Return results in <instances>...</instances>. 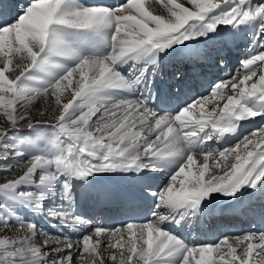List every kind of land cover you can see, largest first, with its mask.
<instances>
[{
	"label": "snow or ice",
	"instance_id": "6c2138e0",
	"mask_svg": "<svg viewBox=\"0 0 264 264\" xmlns=\"http://www.w3.org/2000/svg\"><path fill=\"white\" fill-rule=\"evenodd\" d=\"M172 58L215 71L206 94L161 86ZM246 196L264 222V0H0V264H264V230L185 236Z\"/></svg>",
	"mask_w": 264,
	"mask_h": 264
},
{
	"label": "bare ground",
	"instance_id": "6f19581e",
	"mask_svg": "<svg viewBox=\"0 0 264 264\" xmlns=\"http://www.w3.org/2000/svg\"><path fill=\"white\" fill-rule=\"evenodd\" d=\"M151 1V0H150ZM14 2V0H13ZM112 3L118 2V0H110ZM183 2V0H181ZM166 10L163 9V13ZM247 55V50L241 46L236 49L230 50V56H231V62L229 66V71H236L241 70V66L239 64V60L243 59ZM236 62V63H235ZM198 68V69H196ZM180 70L184 72L189 77V82L191 84V95H198V94H206L205 89L207 88V85L210 81L214 80L216 78V73L213 69H210L207 64H194V63H183L180 62L179 58H172L169 59L164 66L162 67L160 78H164L165 84L170 80L171 74L177 70ZM242 71V70H241ZM196 73H201V79L199 81V84L194 83L195 75ZM220 75H225L224 73H220ZM257 127L256 124L249 123L245 128L244 132L247 133L248 131H251L253 128ZM235 143L234 139H229L226 141H221L219 145H213V147H221V146H229ZM229 163H232L231 160H229ZM210 168H212V171L215 172L214 169V161H209ZM102 184H107L110 188H112L117 193H129L134 190V182L132 181H115L112 179H103L99 181ZM231 201L229 200H218L216 206L219 208H226L227 206L231 205ZM249 205H254L257 209L256 213L250 212ZM259 205L260 202L257 197H251L249 201H243L240 203L239 206H235V211L230 210L227 213H224L222 216L223 222H218L216 225L213 223H206L207 230L204 231V229H200L199 232L193 231L191 233V236H188V231L185 232V235L189 239H194L195 236H201L204 238H207V235L209 231H212V238L213 241H215L217 238H219L222 235H239L242 232L246 231H257V230H264L260 225L255 224L254 216H259ZM83 211L87 212L89 215L100 217L103 222H105L106 226L112 227L120 222L124 221L128 218L127 213L123 211L117 210L116 205L114 204H96L94 200H87L85 201L83 208ZM240 210L242 213L245 214L244 218L238 217L237 212ZM138 220H143L146 215V209L138 211L134 214ZM235 222L236 227L235 228H226L222 227L223 224ZM251 222V223H250ZM244 223H246V226L243 227ZM222 234V235H220ZM207 241V240H204ZM209 242V241H208ZM211 242V241H210Z\"/></svg>",
	"mask_w": 264,
	"mask_h": 264
},
{
	"label": "rangeland",
	"instance_id": "374dc122",
	"mask_svg": "<svg viewBox=\"0 0 264 264\" xmlns=\"http://www.w3.org/2000/svg\"><path fill=\"white\" fill-rule=\"evenodd\" d=\"M151 10H153L156 14H162L163 13V7H162V5H159V4L153 3Z\"/></svg>",
	"mask_w": 264,
	"mask_h": 264
}]
</instances>
